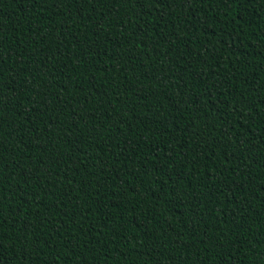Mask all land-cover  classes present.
Masks as SVG:
<instances>
[{
  "label": "trees",
  "instance_id": "16d2710c",
  "mask_svg": "<svg viewBox=\"0 0 264 264\" xmlns=\"http://www.w3.org/2000/svg\"><path fill=\"white\" fill-rule=\"evenodd\" d=\"M0 264H264V0H0Z\"/></svg>",
  "mask_w": 264,
  "mask_h": 264
}]
</instances>
